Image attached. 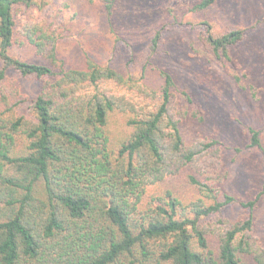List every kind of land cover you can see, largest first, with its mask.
Instances as JSON below:
<instances>
[{
    "label": "trees",
    "instance_id": "16d2710c",
    "mask_svg": "<svg viewBox=\"0 0 264 264\" xmlns=\"http://www.w3.org/2000/svg\"><path fill=\"white\" fill-rule=\"evenodd\" d=\"M100 1L115 32L118 0ZM215 2L201 0L193 10ZM48 4L0 0V264H264L251 234L264 189L249 201L221 196L228 177L223 158L233 148L215 138H184L175 105L178 95L193 104L189 89L157 68L155 102L145 107L133 95L149 62L140 71L130 61L118 69L116 48L102 61V40L84 39L82 31V56L73 64L60 52L65 34L34 18L18 30L16 8ZM256 26L217 32L202 22L193 30L216 60L229 62ZM165 31L150 39L147 59L159 53ZM25 42L49 63L14 56L12 49ZM116 42L118 50L126 45ZM15 76L37 83L31 99ZM251 95L257 100L254 87ZM249 130L248 147L264 153L261 132ZM181 175L196 199L168 187ZM230 206L250 214L220 218Z\"/></svg>",
    "mask_w": 264,
    "mask_h": 264
},
{
    "label": "rangeland",
    "instance_id": "374dc122",
    "mask_svg": "<svg viewBox=\"0 0 264 264\" xmlns=\"http://www.w3.org/2000/svg\"><path fill=\"white\" fill-rule=\"evenodd\" d=\"M47 1L49 4L44 10L16 8L19 31L27 20L34 18L58 35L65 34L60 52H65L73 64H79L82 56L78 46L82 31L84 39L90 36L102 40V61L110 58L113 47L116 48L118 69H126L130 61L131 68L140 71L149 62L147 79L139 82L133 95L145 107L155 102L151 92L158 88L157 68L165 69L175 77L178 87L189 89L193 97V104H187L178 95L175 105L184 138L188 142L215 138L233 148L223 158L228 177L219 185L221 196L227 194L249 201L263 191L264 153L248 145L249 129L254 128L261 132L264 148V0H216L203 11L193 10L201 0H118L115 32L108 25L100 0ZM202 22L211 23L217 32L257 26L233 50L228 62L216 60L193 30ZM163 27L166 28L165 42L158 54L147 59L150 39ZM18 37L22 34L18 33ZM117 38L126 43L119 50ZM12 54L31 63H49L46 54L38 53L28 42L16 45ZM237 77L245 90L238 86ZM15 79L20 80L23 94L31 99L37 83L16 76ZM251 87L257 90V100L251 95ZM236 148L241 151L236 152ZM168 187L179 191L188 201L197 197L185 175L172 180ZM249 214L238 206H230L220 218L234 222ZM252 214L255 228L251 234L264 250V195ZM250 263L257 264L253 259Z\"/></svg>",
    "mask_w": 264,
    "mask_h": 264
}]
</instances>
